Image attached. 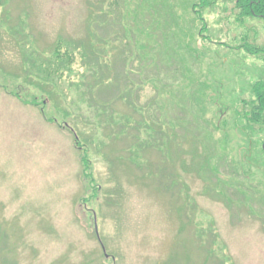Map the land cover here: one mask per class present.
<instances>
[{"label": "rangeland", "instance_id": "rangeland-1", "mask_svg": "<svg viewBox=\"0 0 264 264\" xmlns=\"http://www.w3.org/2000/svg\"><path fill=\"white\" fill-rule=\"evenodd\" d=\"M199 3L0 0V264H264V20Z\"/></svg>", "mask_w": 264, "mask_h": 264}, {"label": "trees", "instance_id": "trees-1", "mask_svg": "<svg viewBox=\"0 0 264 264\" xmlns=\"http://www.w3.org/2000/svg\"><path fill=\"white\" fill-rule=\"evenodd\" d=\"M215 0H200V9L211 8L214 5ZM195 6V7H196ZM234 9L236 13V21L238 24L244 23L248 18H260L264 20V0H234ZM194 13L198 11L194 9ZM203 23L202 30L207 28L205 20L201 19ZM245 49L248 54L254 57L263 58L264 61V46H247L243 45L237 48V50ZM68 55H72L69 54ZM263 55V57L261 56ZM253 95L249 100H244L241 103V109L237 112V117L243 122L245 127L249 130H257L260 136L261 151L264 155V80L256 82L252 87ZM48 120V119H47ZM50 121V120H48ZM257 128V129H256ZM83 166L85 170L88 169L87 161L83 158ZM86 174V172H85Z\"/></svg>", "mask_w": 264, "mask_h": 264}, {"label": "water", "instance_id": "water-1", "mask_svg": "<svg viewBox=\"0 0 264 264\" xmlns=\"http://www.w3.org/2000/svg\"><path fill=\"white\" fill-rule=\"evenodd\" d=\"M263 149H264V145H263Z\"/></svg>", "mask_w": 264, "mask_h": 264}]
</instances>
